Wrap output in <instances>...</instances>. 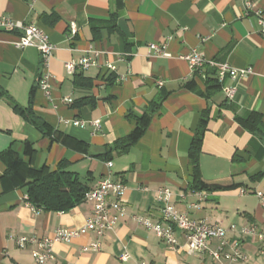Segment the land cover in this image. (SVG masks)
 <instances>
[{"label":"crops","instance_id":"1","mask_svg":"<svg viewBox=\"0 0 264 264\" xmlns=\"http://www.w3.org/2000/svg\"><path fill=\"white\" fill-rule=\"evenodd\" d=\"M252 1L253 9L246 10L244 0H0V18L37 25L55 46L48 97L40 83V52L16 46L21 31H0V264H37L33 247L19 248L17 238L81 228L93 216L88 201L66 212L26 202L22 185L29 169L55 171L61 162L89 190L107 178L123 183L127 216L102 238L89 233L56 245L48 264H216L208 253L188 255L179 231V247L173 248L133 221L134 215L161 221L160 189H170L178 211L219 224L230 241L241 243L247 259L225 264H264L262 243L242 234L253 225L264 234V208L256 195L264 193V139L238 122L259 114L264 123V0ZM151 44L165 46L170 57L150 52ZM194 49L206 61L252 69L251 75L227 81L236 87L232 102L222 91L208 93L207 79L192 74L183 58ZM92 52L101 53V66L68 73L67 62ZM160 97L165 100L137 144L109 154L135 130L131 115L142 116ZM17 108L32 109L46 131ZM205 112L200 171L206 184L222 190L192 188L190 149ZM73 120L86 126L65 123ZM97 121L99 127L92 124ZM15 160L24 167L6 177ZM94 242L101 251H83ZM217 247V241L210 243ZM125 251L128 262L120 260Z\"/></svg>","mask_w":264,"mask_h":264},{"label":"built area","instance_id":"2","mask_svg":"<svg viewBox=\"0 0 264 264\" xmlns=\"http://www.w3.org/2000/svg\"><path fill=\"white\" fill-rule=\"evenodd\" d=\"M246 10L253 9L252 0H244ZM257 12V11H256ZM261 23L264 24V17L261 16ZM0 31L13 32L21 31V36L16 42V46L20 49L27 47L36 48L41 55L42 60V76L41 86L48 97L50 96V79L52 74L49 70V61L52 59L55 51V46L51 42L49 36L37 25H23L9 17L0 18ZM72 35L77 33L76 26L71 28ZM149 51L158 56L170 57L167 53L166 47L160 44L149 45ZM101 53L92 52V55L82 57L80 59L72 60L65 64L68 73L74 74L77 71H84L90 67L101 66L100 62ZM185 59L189 65L193 75H198L207 78L206 71L209 69L216 71V78L222 86V92L226 97L227 102H232L236 95V87L227 85V81H236L238 78L245 75H251L252 69H236L229 63H219L216 61H206L202 54L197 50L191 51L186 55ZM109 69L114 70L112 65L107 66ZM158 85L163 86V82L159 81ZM68 104L73 103L72 99H65ZM67 125L75 127H85L86 122L82 120L66 121ZM94 126L99 127V121L92 123ZM111 168L113 164L108 163ZM127 191V187L120 182H114L107 178L99 183V185L89 190L84 197V201L94 204L93 216L89 218L85 225L81 228L75 229H57L51 236L45 238L36 237H19L16 244L19 248L25 249L28 246L33 247L32 257L37 264H48L55 259V247L58 244H69L75 239L94 233L98 238H102L107 232L113 231L118 225L119 221L127 216V207L123 197ZM159 200L162 203L160 209L161 221L153 222L149 218L141 216H132L133 221L153 231L158 238L167 242L173 248L179 247L176 232L182 233L186 240V252L188 255H204L208 253L216 264H225L224 262H240L245 261L247 258L242 250L241 243L238 241H230L228 231L221 227L219 224H209L204 221H196L189 217L188 214L178 211L171 203L172 192L170 189L159 190ZM260 200L261 206L264 208V193H256ZM26 202L30 207L35 208L28 201ZM199 208V206H195ZM113 212V213H112ZM242 234L252 236L262 243V251L264 252V234L258 226L253 225L247 229L242 230ZM212 241L218 242V247L214 250L210 248ZM102 250L100 242L91 243L83 248L84 252H99ZM131 255L125 251L121 256L122 262H128ZM139 264H146L140 262Z\"/></svg>","mask_w":264,"mask_h":264},{"label":"trees","instance_id":"3","mask_svg":"<svg viewBox=\"0 0 264 264\" xmlns=\"http://www.w3.org/2000/svg\"><path fill=\"white\" fill-rule=\"evenodd\" d=\"M208 77L206 78L207 91L210 94L222 91V86L219 84L216 76V71H212L210 75L209 70L206 71ZM188 89L197 92L196 87L187 85ZM165 97H160L158 101L152 102L148 111L142 116L131 115L136 121V128L133 133L125 139L119 140L113 148L108 149L110 154L113 151L120 153L128 152L134 147L137 142L144 136L152 121V118L157 114ZM32 109L23 110L17 108L24 117L30 119L40 129L46 131V125L39 123L33 117ZM209 121L208 112H205L200 125L196 131L195 138L190 149V161L194 167V181L192 188L195 190H222L208 185L203 181L200 171V155L202 152V144L207 124ZM238 122L250 133L264 139V123L263 117L259 114H251L246 119H238ZM48 131V130H47ZM50 133V132H48ZM24 167L23 163L15 160L6 171V177H13L18 174L19 170ZM23 188H26L28 201L37 208H44L48 211L66 212L73 209L75 206L84 201L85 194L89 191L86 183L75 173L70 172L65 162H61L55 171L47 168L39 170L29 169L27 181H23Z\"/></svg>","mask_w":264,"mask_h":264}]
</instances>
